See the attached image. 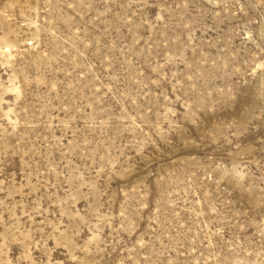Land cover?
I'll return each mask as SVG.
<instances>
[{
  "label": "rangeland",
  "instance_id": "1",
  "mask_svg": "<svg viewBox=\"0 0 264 264\" xmlns=\"http://www.w3.org/2000/svg\"><path fill=\"white\" fill-rule=\"evenodd\" d=\"M0 264H264V0H0Z\"/></svg>",
  "mask_w": 264,
  "mask_h": 264
}]
</instances>
